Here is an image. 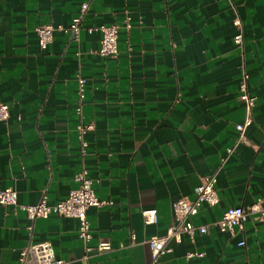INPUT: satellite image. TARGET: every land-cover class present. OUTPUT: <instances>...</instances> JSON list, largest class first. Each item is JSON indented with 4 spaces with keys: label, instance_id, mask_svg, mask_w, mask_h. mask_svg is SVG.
Masks as SVG:
<instances>
[{
    "label": "crops",
    "instance_id": "crops-1",
    "mask_svg": "<svg viewBox=\"0 0 264 264\" xmlns=\"http://www.w3.org/2000/svg\"><path fill=\"white\" fill-rule=\"evenodd\" d=\"M83 2L78 41L55 32L39 49L36 29L68 25ZM110 25L118 27L116 59L97 54L99 28ZM243 72L255 103L242 131L248 143L235 144ZM76 75L87 81L83 122L93 125L84 156ZM0 103L9 107L0 122V190L17 194V206H0V264H18L20 250L41 241L69 264H264V228L253 217L234 236L211 227L170 240L155 261L146 244L166 235L171 203L193 200L207 175H215L218 203L203 206L193 225L230 207L264 205V0H0ZM82 168L95 196L111 202L87 210V242L73 218L31 221L19 209L42 196L48 205L65 199ZM147 209L157 222L145 226ZM100 241L111 250L97 253ZM188 252L203 256L186 259Z\"/></svg>",
    "mask_w": 264,
    "mask_h": 264
},
{
    "label": "built area",
    "instance_id": "built-area-1",
    "mask_svg": "<svg viewBox=\"0 0 264 264\" xmlns=\"http://www.w3.org/2000/svg\"><path fill=\"white\" fill-rule=\"evenodd\" d=\"M89 3L83 2L80 5L79 13L74 16L68 25L53 26L46 24L36 29V39L39 49H45L52 42L55 32H61L66 35L70 41L77 42L80 33V23L83 15L88 10ZM125 27H130L129 23L124 21ZM232 24L239 29L234 36L233 42L236 46L242 44L241 23L238 19H234ZM92 29H88L90 32ZM101 38L97 54L103 58L116 59L118 56L117 35L118 27L116 25L102 26L99 28ZM77 96L74 102V111L78 122L75 126L76 140L82 156L86 154L88 142L86 135L93 130L91 123L83 122L82 106L85 98L86 79L81 75H76ZM248 75L243 72L238 85V100L242 103L245 111V119L243 123L235 125L236 135L233 138L235 144L240 142L248 143L246 138L242 136V131L252 123L251 110L254 107L255 98L248 93L247 87ZM9 117V107L0 103V122L6 121ZM231 148L226 150L230 154ZM77 187L71 190L67 197L53 205L46 203L45 196L33 205H21L19 209L26 216L34 221L35 219H47L50 216L73 218L78 222L77 236L82 242L90 240V224L86 217L89 208H101L110 205L111 202L99 200L92 189V181L87 176V171L82 168L74 177ZM215 175H207L201 178L200 184L195 189V198L193 200L178 199L171 203V212L173 216L172 224L168 227L167 233L162 237H151L146 241L150 250L151 259L155 261L159 256L169 253L171 249L168 242L174 240L180 242L182 236L189 238L198 234H206L211 227H215L220 233H227L234 236L236 233L244 231V222L248 217H253L264 228V205L261 200H256L252 205L241 207H230L226 209L221 218L207 225L195 226L190 218L196 216L203 206H215L218 203V196L215 188ZM0 206L15 207L17 206V194L12 188L0 190ZM142 220L145 226L155 224L157 222V212L155 209L143 210ZM31 230V227L28 228ZM134 241V236L130 237ZM239 246H243L241 241ZM91 250L86 248V251ZM111 250V245L107 241H100L95 247L97 253H103ZM202 253L188 252L185 254L186 259L200 258ZM18 264H69V262L55 257L54 250L50 242L41 241L29 244L20 250Z\"/></svg>",
    "mask_w": 264,
    "mask_h": 264
}]
</instances>
